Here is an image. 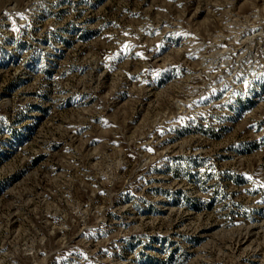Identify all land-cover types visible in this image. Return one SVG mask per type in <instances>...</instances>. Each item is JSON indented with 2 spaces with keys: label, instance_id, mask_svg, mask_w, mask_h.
I'll list each match as a JSON object with an SVG mask.
<instances>
[{
  "label": "rangeland",
  "instance_id": "rangeland-1",
  "mask_svg": "<svg viewBox=\"0 0 264 264\" xmlns=\"http://www.w3.org/2000/svg\"><path fill=\"white\" fill-rule=\"evenodd\" d=\"M0 264H264V0H0Z\"/></svg>",
  "mask_w": 264,
  "mask_h": 264
}]
</instances>
